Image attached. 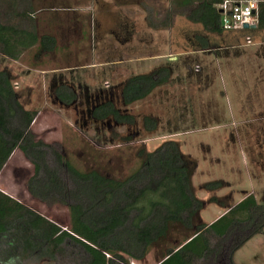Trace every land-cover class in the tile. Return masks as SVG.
<instances>
[{
  "label": "rangeland",
  "instance_id": "rangeland-1",
  "mask_svg": "<svg viewBox=\"0 0 264 264\" xmlns=\"http://www.w3.org/2000/svg\"><path fill=\"white\" fill-rule=\"evenodd\" d=\"M126 1L129 0H31L36 30L38 25L40 33L54 34L57 51L38 59L34 58L37 47L24 51L17 60L0 54V70L5 68L13 74V86L20 92L24 107L40 113L29 132L33 139L48 146L49 163L54 165L51 153L57 151L80 172L96 169L124 180L141 165L137 156L140 147L153 151L163 141L174 140L183 153L196 160L191 181L196 197L205 202L200 222L209 223L247 194H253L258 203L264 204V29L247 27L206 33L200 23L184 19L171 32L170 45L159 43L152 47L150 41L163 39L173 24L153 29L154 36L142 25L135 31L119 25L116 5ZM169 2L141 0L139 4L151 7L157 14L155 19L151 17L159 21L164 18ZM52 13L57 15L54 17ZM16 21L11 19L13 23ZM194 29L207 35L212 45L210 53L191 51L194 43L200 45L195 36L191 37L197 32ZM157 50L182 51L166 62L173 69L169 83L155 88L144 99L122 104V82L135 71L148 70L129 69L115 61ZM105 61L106 65L102 63ZM35 67L47 69L46 76ZM23 75L29 78L21 81ZM62 79L76 93L70 106L61 105L52 94L58 85L56 81ZM104 99H111L119 110L132 114L135 122L129 125L116 124L112 119H93L90 113L93 105ZM146 115L156 118L154 130L145 129ZM13 171L4 170V181L8 185L19 183L16 187L19 192L26 181L25 171ZM217 179L224 182L223 187L214 191L203 189L204 182ZM211 196L223 201L226 207L209 202ZM54 201L55 212L41 211L65 229L69 224L67 206ZM174 240L169 237L167 244L176 243ZM65 248L52 264L77 263L78 249ZM161 249L152 248L142 261L128 259L127 264H154ZM1 257L0 254V264ZM13 258L8 264H44L33 258L24 262ZM233 259L235 264H264V227L235 251Z\"/></svg>",
  "mask_w": 264,
  "mask_h": 264
},
{
  "label": "trees",
  "instance_id": "trees-1",
  "mask_svg": "<svg viewBox=\"0 0 264 264\" xmlns=\"http://www.w3.org/2000/svg\"><path fill=\"white\" fill-rule=\"evenodd\" d=\"M220 1L171 0L160 21L151 17L148 6L143 7L146 23L153 29L168 28L176 15H182L200 23L208 33H220L223 29L216 7ZM32 11L31 0L0 1V54L17 60L36 46L34 58L38 59L55 50V37L38 34ZM12 18L17 19L16 23L11 22ZM258 28L264 29V4ZM195 39L202 48L208 47L206 37L195 35ZM171 74L170 66L161 65L129 76L121 84L122 104L144 99L155 88L167 84ZM13 80L8 69L0 70V170L15 148L21 150L33 165V175L27 182L29 193L41 201L56 199L65 204L69 224L63 229L0 191V230L12 221H24L40 239L36 249L51 248L53 257L54 251L62 255L65 247L77 248L80 253L76 264L142 261L152 248H162L155 264H235V251L262 232L264 204L258 203L253 194L229 207L211 196L209 202H218L227 210L211 223L199 221L205 202L193 191L191 178L196 160L183 153L174 140L163 141L153 151L140 147L137 156L141 165L124 180L96 169L80 172L57 151L51 153V165L48 146L33 139L29 132L37 110L24 107ZM52 94L63 106H70L76 99L75 91L67 84L55 86ZM90 113L97 121L135 122L132 114L119 110L111 99L96 103ZM143 125L148 131L154 130L157 120L146 115ZM223 186L220 179L202 184L207 191ZM169 237H174L176 243L167 244Z\"/></svg>",
  "mask_w": 264,
  "mask_h": 264
},
{
  "label": "crops",
  "instance_id": "crops-1",
  "mask_svg": "<svg viewBox=\"0 0 264 264\" xmlns=\"http://www.w3.org/2000/svg\"><path fill=\"white\" fill-rule=\"evenodd\" d=\"M140 1L141 0H129V1H126L125 4L119 3V5H116L117 9H119V10H117L118 12H116V13L120 15V21H121L118 23H119V25L127 26L129 29L134 30V31L136 30L135 28H137L138 25H142V26H144V28L146 27V30H148V31L150 30L149 33L152 36H154L155 35L154 30H156V29L153 30V28L147 26V23H145L146 22V19H145L146 13H145V9L143 6L146 4H144V3L139 4ZM170 2H171V0H170ZM146 6H148V5H146ZM169 7H170V4L166 10H168ZM149 8L151 9V16H153V18H154V16L156 17L157 14L155 13V11L151 7H149ZM54 10L58 11L60 9L54 8ZM38 12H41V10H38ZM53 13H56V12H53ZM53 13H52V16L55 17L57 14L54 15ZM184 19H185L184 16L176 15L174 17V20L172 23L173 25L170 28H168L167 31L165 30L167 32V35L164 36V38L166 37V40L164 38L163 39L160 38L158 40H151L150 41L151 43L149 45H151L152 47H155V45H157L159 43L164 44V46L168 45V44L170 45L172 42V41H169V37L171 36V32H173L176 25H182V23L185 21ZM196 27H198V26H196ZM40 29H41V27L37 25L38 32ZM160 31H162V30H160ZM203 31H205V30H203ZM203 31L195 30L196 33H193V35H191V37H194L195 35L207 37V35H205L203 33ZM206 33H208V32H206ZM41 34L42 33L39 32V35H41ZM51 35L54 36V34H51ZM178 41H179V39H178ZM142 45L148 46L147 43L146 44L142 43ZM35 47L36 46H34L32 48H35ZM210 48H212V45L209 43V41H208V47L207 48H202L200 45L194 43L191 51H196V52H201L202 54H206V53L211 52L210 50H208ZM57 49L58 48L56 45V48L54 51H57ZM181 50H183V49H181ZM179 52H182V51H180V50H177V51L176 50L175 51L157 50V52L151 51V52H148L147 54H144L143 56H140V57L138 55L130 56L128 59H126L124 61H122L123 59L117 60V61H115V63L124 64L125 66H123V67L129 68V69L146 68L144 70H148V71H145L143 73H147V72L151 71L152 69H154L158 66H161V65H168L171 67V65L169 63H166V62H170V59H173L174 55L178 54ZM183 52H187V51H183ZM2 56H4V55H2ZM149 61H155V63L151 64L149 66L147 64H144L145 66L143 64H140L141 62H149ZM162 61H164V63H162ZM102 63L106 65V61L102 62ZM131 64L132 65L134 64L133 67L129 66ZM35 68H36L37 72L42 74V76H46V73H47L46 71H48L47 69L38 68V67H35ZM69 68L70 67H63V69H69ZM119 69H120V67H119ZM51 71H56V70L53 69ZM139 73H141V71H138V72L135 71L131 75L139 74ZM172 74H173V69H172ZM172 74H171V76H172ZM131 75H129V76H131ZM28 76L29 75L21 76L20 77L21 81L23 79H28L29 78ZM62 81H63V79L58 80L56 82L58 85L59 84H65V82L64 81L62 82ZM15 84L19 85V83H15ZM26 85H28L31 88L33 87V85L31 86V84H28V83ZM164 85H166V84H164ZM25 108H27V107H25ZM38 114L40 115V113H38ZM33 124H34V120L31 123L30 128H32ZM7 168H12V171L15 169H23L25 171L26 181H25L24 187L21 188V190L19 192L16 191V187L18 186L19 183L11 182V184H9V185L7 183H5L4 180L6 177L4 176V170L6 171ZM32 175H33V165L24 156V154L21 152V150H19L18 148H15L0 170V191L2 193H4L5 195H7L8 197H10L12 200L22 204L26 208L31 209L33 212L39 214L40 216L44 217L48 221L58 225L56 222H54L52 220L51 217H49V215L44 214L41 211V209H47L50 212V214H51V211L55 212L57 210L56 201L49 200L50 202L47 203L46 201H48V200L41 201V200L33 197L29 193V191L27 189V182H28V179ZM5 184L8 186H6ZM243 198H241V199H243ZM239 201H237V202H239ZM33 206H35L39 209H37ZM226 210L227 209H224L216 218H218L223 213H225ZM216 212H218V210ZM30 217L33 218V216H30ZM216 218L211 220L209 223L214 221ZM37 221H38V223H40V220H37ZM39 243H40V239H39V237L36 236V231L34 228L32 229L31 227L27 226L24 221H20L19 223L12 221L8 226H5V228H2V230H0V254L2 255L1 263L2 264H4V263L8 264L12 260H14L13 256H16V260L19 262H24V261L29 260L30 258H33L34 260L42 261V263H44V264L54 263L57 259V256H58L57 251H54V256L52 257V249L51 248L41 250L39 247L36 249V247L38 246Z\"/></svg>",
  "mask_w": 264,
  "mask_h": 264
},
{
  "label": "built area",
  "instance_id": "built-area-1",
  "mask_svg": "<svg viewBox=\"0 0 264 264\" xmlns=\"http://www.w3.org/2000/svg\"><path fill=\"white\" fill-rule=\"evenodd\" d=\"M264 0H221L217 5L220 14V23L223 30H238L245 28H257L259 24V12ZM253 25V27H252ZM250 40L247 38L246 43ZM129 264H137L131 262Z\"/></svg>",
  "mask_w": 264,
  "mask_h": 264
},
{
  "label": "water",
  "instance_id": "water-1",
  "mask_svg": "<svg viewBox=\"0 0 264 264\" xmlns=\"http://www.w3.org/2000/svg\"><path fill=\"white\" fill-rule=\"evenodd\" d=\"M244 27H245V28H247V25H246V24H244ZM252 27H253V25H252Z\"/></svg>",
  "mask_w": 264,
  "mask_h": 264
}]
</instances>
